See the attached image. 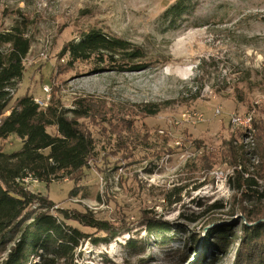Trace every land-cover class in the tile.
I'll use <instances>...</instances> for the list:
<instances>
[{
  "label": "rangeland",
  "instance_id": "1",
  "mask_svg": "<svg viewBox=\"0 0 264 264\" xmlns=\"http://www.w3.org/2000/svg\"><path fill=\"white\" fill-rule=\"evenodd\" d=\"M176 1L0 0V30L24 16L33 36L14 97L44 100L48 85L62 107L90 110L78 119L96 142L90 166L35 186L115 233L95 243L106 233L71 221L91 236L77 264H233L243 224L264 220V0H187L193 12L173 28L164 13ZM91 28L139 48V68L66 64L64 44ZM187 110L202 120H182ZM233 113L247 114L251 127ZM22 144L12 135L0 148ZM149 221H165L171 241L150 234ZM217 225L232 228L223 253L203 245Z\"/></svg>",
  "mask_w": 264,
  "mask_h": 264
},
{
  "label": "trees",
  "instance_id": "2",
  "mask_svg": "<svg viewBox=\"0 0 264 264\" xmlns=\"http://www.w3.org/2000/svg\"><path fill=\"white\" fill-rule=\"evenodd\" d=\"M192 12L187 0H177L165 11L164 18L177 28L178 22ZM32 43L30 20L24 16L16 17L10 27L0 30V142L16 135L23 143L14 152L0 148V264H77L82 239L91 236L71 221L106 233L94 239L95 243L108 240L115 233L106 223L96 222L91 212L54 209L57 203L53 199L39 192L32 193L23 179L34 178L48 187L59 179H75L90 166L96 142L78 120L89 116L90 110L65 108L54 102L52 86L45 107L30 93L14 97L24 77L25 60ZM61 56L68 57L66 64L70 66L78 61H94V71L122 72L137 70L140 65L134 60L144 55L129 41L101 28H91L79 39L64 44ZM146 110L149 114L156 113L151 106ZM50 128L55 132H50ZM76 193L74 188L70 191L72 195ZM149 223L150 234H157L162 242L171 241L172 237L167 234L170 227L162 225L165 221ZM250 225L242 226L245 234L233 264H264V220ZM231 231L229 225L209 229L203 240L205 250L217 249L220 245L223 253L232 240ZM126 244L129 250L137 246L133 239Z\"/></svg>",
  "mask_w": 264,
  "mask_h": 264
},
{
  "label": "built area",
  "instance_id": "3",
  "mask_svg": "<svg viewBox=\"0 0 264 264\" xmlns=\"http://www.w3.org/2000/svg\"><path fill=\"white\" fill-rule=\"evenodd\" d=\"M51 87H48V85L44 86V90L46 93V98L44 100L35 98V101L39 103L41 107H45L48 104V95H49V90ZM234 114V122H243L246 124V126H249V117H247V114L244 115H237V113ZM203 114L199 112H194V111H185V113L182 114V120L184 121H194V120H202ZM223 173V172H222ZM24 184L26 185L27 189L31 191L32 193L37 194L39 191L36 190L35 186L39 184L37 179L34 178H24ZM58 208V205L54 207Z\"/></svg>",
  "mask_w": 264,
  "mask_h": 264
},
{
  "label": "bare ground",
  "instance_id": "4",
  "mask_svg": "<svg viewBox=\"0 0 264 264\" xmlns=\"http://www.w3.org/2000/svg\"><path fill=\"white\" fill-rule=\"evenodd\" d=\"M249 127H251V126H250V123H249Z\"/></svg>",
  "mask_w": 264,
  "mask_h": 264
}]
</instances>
